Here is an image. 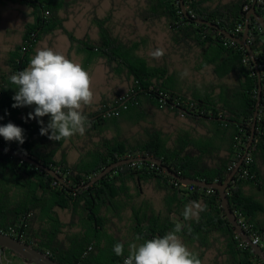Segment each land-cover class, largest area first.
<instances>
[{
  "label": "trees",
  "instance_id": "obj_1",
  "mask_svg": "<svg viewBox=\"0 0 264 264\" xmlns=\"http://www.w3.org/2000/svg\"><path fill=\"white\" fill-rule=\"evenodd\" d=\"M8 1L31 7L34 21L25 26L23 42L10 56V73L0 79V125L8 122L21 125L25 143L20 145L0 137V144L9 151L23 154L50 168L62 176L69 187L42 169L0 152V231L7 233L9 227L17 226L24 219L27 220L25 243L49 252L50 257L59 264H117L128 255V250L124 245V257H118L113 252L116 242L107 230L116 229L115 222H125L127 234L134 239L137 235L143 239L162 237L176 225L168 217L163 218L160 213H156L146 202L140 203L138 200L143 182L160 180L165 189L177 194L183 202L201 200L206 205V210L200 212L198 220L182 226L181 234L200 241L198 235H205L209 229L224 230L230 235L227 245L229 264H263L249 246L239 247L241 238L235 239L236 233L226 219L216 190L196 186H193V190H178L174 187L176 179L168 176L157 165L152 169V163L145 161L116 167L94 185L82 187L109 165L137 157L160 160L163 166L182 178L222 184L233 171L234 165L249 152L252 158L249 170L255 179L244 181L237 176L233 177L227 189V197L231 211L240 214L247 223L253 225L264 242V203L242 189L245 184H251L264 194V178L259 175V164H264V33H260V25L252 17L249 18L250 47L261 72L262 100L254 139L247 149L258 98L256 70L242 46L235 42L232 44L217 30L196 22L205 20L217 24L234 37L240 38L243 32L236 34L235 29L240 24L245 27L246 14L253 4L256 13L264 18V0H230L227 3H214V0H143L144 6L137 13L142 22H164L176 49L195 53L200 63L207 67L213 66L219 76L226 72L233 74V87L230 90L227 86L224 92L226 97L228 93V98L223 94L221 97L207 95L205 99L198 97V89L174 81L167 66L151 67L145 58L135 54L134 47L113 37L105 26V20H95L100 28V39L96 45H92L88 41L75 39L63 27L59 11L64 3L57 0ZM181 1L187 9V16L182 13ZM56 30L62 31L71 44L79 43L85 51L100 54L108 64L116 63L124 68L132 78L129 89L134 92L139 103L122 112L118 118L98 117L93 113L92 116L97 118L89 120L91 129L112 127L116 135L106 138L93 151L81 154L73 164H68L65 157L59 161L55 159L64 140H49L47 136L40 135L39 124H26L18 119V108L12 107L16 89L8 79L13 73L28 66L30 56L42 36ZM198 61L195 68L197 71ZM158 91L170 95V105L158 103ZM144 98L167 110L173 105V99L180 98L192 103V107L171 109L191 122L198 119L211 121L216 127L213 136L198 140V136L179 135L182 137L170 145L169 139L162 132L155 131L159 128L144 127L142 130H154L148 136L132 138L123 134L121 123H128L133 120L131 117L141 114V101ZM107 120L114 122L110 124ZM131 183L135 185V193L131 190ZM62 214L68 217L67 222L63 221ZM66 230L73 231L67 239L62 237ZM89 246H92V251L86 255ZM95 251L98 254L93 256Z\"/></svg>",
  "mask_w": 264,
  "mask_h": 264
},
{
  "label": "rangeland",
  "instance_id": "obj_2",
  "mask_svg": "<svg viewBox=\"0 0 264 264\" xmlns=\"http://www.w3.org/2000/svg\"><path fill=\"white\" fill-rule=\"evenodd\" d=\"M57 1L65 4L60 9L59 16L63 19V27L71 32L75 39L88 41L92 45H96L100 39V28L95 20L97 18L105 20L108 32L113 37L122 40L123 43L134 47L135 54L145 58L151 67L167 66L168 73L173 75V80L185 87L198 84V79L201 76L195 70L196 62L198 61L196 54L176 49L172 36L164 22L145 24L138 18L137 13L144 6L143 0ZM32 14L33 10L31 7L19 2L0 1V79L3 76H7L11 71L8 65L10 56L18 46H21L25 26L34 21ZM52 33L53 35H47L48 37L46 38L42 36L38 47L30 57L35 54L38 48L50 47L81 63L92 78L94 100L91 105L86 106L89 109L94 106L90 113L93 114L101 103L109 101L118 94L127 92L129 85L132 83V78L124 68L116 63L108 64L100 54L85 51L84 47L79 43L71 44L69 38L62 31L56 30ZM158 49L163 51V55L154 57L152 53ZM144 109H142L140 115H136L134 118L131 117L133 120L128 123H121V130H141L143 125H150L155 120H158L161 125L163 124L165 130H189L188 121L180 119L184 117H178L171 108L169 110L166 109L164 112L151 107L150 109L149 107ZM29 112L32 111L27 106L22 116L27 118ZM90 113L89 115L85 113L88 120H92V114ZM107 121L110 124L114 122L112 120ZM193 124L198 126V121ZM87 130L92 129L87 128ZM98 130L114 129L103 126ZM110 135L112 134H107V136ZM86 137L87 132L83 136L77 134L71 140H74L77 144H83ZM71 159L74 160L73 155ZM62 219L65 222L68 221V217L65 214H62ZM119 226L124 227L125 223H121ZM72 232L66 230L62 237L67 239ZM125 232L121 234L124 238V244H126ZM97 254V251L92 253L93 256ZM7 260H10L11 264L19 263V258L8 250L1 258L2 264H6Z\"/></svg>",
  "mask_w": 264,
  "mask_h": 264
},
{
  "label": "clouds",
  "instance_id": "obj_3",
  "mask_svg": "<svg viewBox=\"0 0 264 264\" xmlns=\"http://www.w3.org/2000/svg\"><path fill=\"white\" fill-rule=\"evenodd\" d=\"M163 55L162 50L152 53ZM16 89L12 99L13 108L34 106L25 120L37 119L40 135L52 141H68L75 135L83 136L91 121L84 114V108L93 103L94 92L90 73L63 53L50 47L38 48L26 68L9 76ZM50 119L45 126L42 119ZM0 137L8 142L25 143L24 129L14 123L0 125ZM206 210L202 202L191 201L184 206L182 217L185 221L198 220L199 213ZM182 225L177 223L165 235L143 239L137 235L128 246V255L123 264H202L199 254L184 244L178 233ZM113 252L124 257V244L117 242Z\"/></svg>",
  "mask_w": 264,
  "mask_h": 264
},
{
  "label": "crops",
  "instance_id": "obj_4",
  "mask_svg": "<svg viewBox=\"0 0 264 264\" xmlns=\"http://www.w3.org/2000/svg\"><path fill=\"white\" fill-rule=\"evenodd\" d=\"M219 1L227 3L230 0H214L213 2L217 3ZM47 35L50 36L53 35V33ZM47 35L45 36V38L48 37ZM39 42L37 43L35 49L38 47ZM219 69L223 70L222 67H219ZM198 73L200 74L201 78L198 79V84H192V87L198 89V97H201L202 99H205L207 95H210V97L212 96L221 97L223 94L224 95L226 94L224 92L227 86L230 87V90L233 87L234 81L232 78L233 74L231 73L227 74L226 72L224 75L219 76L215 73V69L213 66H208V67L204 66V64L200 63L199 61H198ZM7 76H3V77H7ZM167 90L172 93L175 92L170 89ZM225 98H228V93H227V97L225 95ZM147 101L148 100L145 98L141 101V107H143V110H145L144 108L146 107L147 108L149 107V109L151 107L161 112L166 111L165 108H160L158 106H155L153 102L150 103L149 101L148 102ZM26 107L27 106L18 108V119L26 124H36V125L39 124L37 122V119L35 120L28 119L27 122H25L26 118L22 116V113L26 109ZM93 108L94 106H92L90 109L89 107H85L84 114L86 113L89 115V113L92 111ZM210 108L217 109V107L215 106H210ZM29 109L31 111H34V106L29 107ZM96 118L97 116H92V120H95ZM38 119H42L46 126L50 118L48 116H45L43 118H38ZM180 119L188 121L187 125L189 126L188 127L189 130H165L163 124L161 125L158 120H155L150 125H143L141 130H122V133L134 138V137H139L140 135L148 136L152 131H154V130H142L144 127L147 129L159 128L160 130H155V131L162 132V134L169 139V144L174 145L176 140H178V138L182 136L183 137L198 136V140H201L202 138L205 137H212L213 136L212 132L216 129L215 124L208 120L198 119V126H197L196 124H193L194 122H191L185 117ZM15 125L22 128V126L19 124H15ZM86 132H87V137L86 140L83 142V144H77V142L71 140V138L67 142L65 141L64 144L62 145V148L59 149V151L55 156L56 161H59L60 159L65 157L68 164H73L79 160L81 154L85 155L88 152L93 151L94 149H96L97 146L101 145V143L106 138H112L115 137L116 135V132L114 130L92 129V130H87ZM108 133H111L112 135L107 136ZM72 155L74 156V160L71 159ZM259 175H261V177L264 178L263 163L259 164ZM164 187H165L164 184L160 180H151V181L143 182L140 190L141 195L138 200L140 201V203L146 202L147 205L151 207L156 213H160L163 216V218L168 217L170 219V222L174 224L179 223L182 226H184V225H188L190 222L196 221L195 219L190 221H185L183 219L182 212L184 206L188 204V202H183V200H181L177 194L170 192L169 189L167 190ZM242 189L243 192H245L246 194L250 196H254L255 198L261 200L264 203V194L260 192L261 190H257L251 184H245L242 187ZM131 190L133 193H135V185L133 183H131ZM197 202L203 203V201L201 200ZM199 217H200V213H199ZM115 223L117 224L116 229L108 228L107 230L108 234L112 237L114 242L116 243L120 242L124 244V238L121 236V234L124 231H126L125 232L126 244L124 245L127 247L126 248L127 250L130 243L132 242L141 243V241H136L134 238H131V236L127 234L128 231L125 229V226L124 227L119 226V224L121 223H118V221ZM178 235L180 236L184 244L187 245L188 248L192 249L193 252L199 254V258L201 259L202 264L230 263V257L228 255V248H227V245L230 241V235L224 230L209 229L208 231H206L205 235H198V239L200 241H196L195 239L189 238L188 236H184L181 233H178Z\"/></svg>",
  "mask_w": 264,
  "mask_h": 264
},
{
  "label": "water",
  "instance_id": "obj_5",
  "mask_svg": "<svg viewBox=\"0 0 264 264\" xmlns=\"http://www.w3.org/2000/svg\"><path fill=\"white\" fill-rule=\"evenodd\" d=\"M181 10H182V13L185 16H187V12H186L185 6H184L182 1H181ZM251 17L260 25V27H262L264 29V18L259 16L256 13L255 6L253 4L251 9L246 14L244 31H243V34L240 38L234 37L233 35H231L227 31L221 29L217 24L210 23V22H207L205 20H196L197 23L205 24V25L217 30L220 34L224 35L230 41L235 42L236 44L242 46L247 51L249 58L251 59L253 66L256 70V73L258 76V84H259L258 98H257V104H256L253 123H252V127H251V135H250V139H249V142L247 145V149L250 147V145L252 144L253 139H254V131H255L256 120H257V116H258V109H259V106H260V103L262 100V95H261L262 86H261V82H260L261 72L258 68V64L256 63L252 49L247 44V39L249 37V18H251ZM0 152L10 154L16 158H19V159H22V160L28 162L29 164H31L35 167L42 169L47 174H49L51 177H53L58 182H60L62 185L69 187L68 183L65 181V179L62 176H60L59 174H57L56 172H54L50 168L42 165L38 161H36L30 157H27L23 154L13 152V151H9L6 148H4L1 144H0ZM144 161L157 165L168 176H170L173 179H176L177 181H179L180 183H182L184 185H193V186H196L199 188L216 190L219 194V197L221 200V207L225 213L226 219L229 222V224L234 228L236 235H238L241 238V240H243L244 242H246L249 245V247L251 248L253 253L256 256H258L264 264V251L259 246H252L251 245L250 239L247 237V235L241 229V227L237 224L236 216L234 215V213L230 209L229 200L227 197V189H228L229 184L232 181L234 175L236 174L239 167L241 166V161L238 162L237 166L233 169V171L228 175V177L226 178V180L222 184H217V183H207V182L200 181V180H192L189 178L179 177L176 173H174L168 167L163 166L162 162L160 160H157V159H153L150 157L130 158V159L123 160L121 162L109 165L101 173H99L98 175L91 178L90 181L82 188H88V187L94 185L96 182L103 179L107 174H109L116 167L126 165V164H130L133 162H144ZM0 248L2 250L10 251L13 255H15L16 257H18L19 259H21L22 261H25V262H34L37 264H59L55 260H53L51 257L46 255L45 252L34 248L30 244H27L25 242H21L20 240H18L16 238H13L7 234H4L1 231H0Z\"/></svg>",
  "mask_w": 264,
  "mask_h": 264
},
{
  "label": "built area",
  "instance_id": "obj_6",
  "mask_svg": "<svg viewBox=\"0 0 264 264\" xmlns=\"http://www.w3.org/2000/svg\"><path fill=\"white\" fill-rule=\"evenodd\" d=\"M254 1L256 2L257 0H254ZM251 2H253V0H251ZM245 10H248V8L245 7ZM189 13H191V11ZM243 30H244V26L240 24L235 29V33L236 34L241 33V32H243ZM258 31L260 33H262V32L264 33V29L262 27H260L258 29ZM233 43L234 42H232V44ZM247 44L249 46L251 44V39H249V37L247 39ZM22 50H25V48H23ZM156 100L158 101V103L160 105H167L168 103L170 105L171 97L167 92L158 91L156 94ZM138 104L139 103H138V100L136 99V97L134 95V92L131 89H128L126 93L118 94L114 98L110 99L109 101L101 103L94 113H96L98 117L101 116L104 118H118L122 112L127 111L130 107L137 106ZM172 104L173 105H171L170 108H176V107L181 108V107H192L193 106L192 103H189L188 101H184L180 98L173 99ZM240 161H241V166L239 167V169L236 172V174L234 175V177L237 176V178L239 180H244V181L254 180L255 175L253 173H251L249 170V166H250L251 161H252L250 153L246 152ZM133 165H135V163H133ZM236 166H237V164L234 165V168ZM151 168L152 169L155 168V164L152 163ZM174 187L177 188L178 190H183V191L186 190L187 188L189 190H193V185H184L177 180L174 181ZM208 193H210V190H208ZM30 215L31 214H29V217H30ZM234 215L236 216L237 224L241 227V229L245 232L247 237L250 239L251 245L252 246H259L264 251V242L261 239V237L259 236V232L254 228L253 225L247 223L240 214H234ZM26 221L27 220L23 219V220H21V222L17 226L9 227L7 230V233H4V232H2V233L7 234L13 238H16V239L20 240L21 242H25V240H27V234L25 231L26 227H27ZM239 238L240 237L238 235L235 236V239H239ZM247 246H249V245L246 242H244L243 240H241L239 247L240 248H246ZM6 251L7 250H2L0 248V264H2L1 258ZM91 251H92V246H89L87 248L85 254L87 255ZM45 253H46V255H48L50 257L49 252H45ZM124 258H122L117 264H123ZM6 264H11V261L7 260ZM18 264H37V263L25 262V261H22L21 259H19Z\"/></svg>",
  "mask_w": 264,
  "mask_h": 264
}]
</instances>
